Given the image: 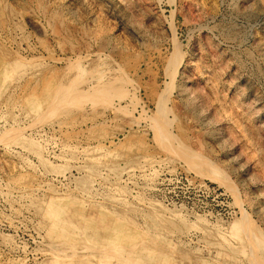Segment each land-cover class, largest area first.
Masks as SVG:
<instances>
[{
  "label": "rangeland",
  "instance_id": "rangeland-1",
  "mask_svg": "<svg viewBox=\"0 0 264 264\" xmlns=\"http://www.w3.org/2000/svg\"><path fill=\"white\" fill-rule=\"evenodd\" d=\"M50 193L89 263L43 253ZM108 229L264 263V0H0V264H122Z\"/></svg>",
  "mask_w": 264,
  "mask_h": 264
},
{
  "label": "bare ground",
  "instance_id": "bare-ground-1",
  "mask_svg": "<svg viewBox=\"0 0 264 264\" xmlns=\"http://www.w3.org/2000/svg\"><path fill=\"white\" fill-rule=\"evenodd\" d=\"M263 11V10H262ZM240 17V16H239ZM228 36V35H227ZM226 36V37H227ZM232 41V40H231ZM238 41V40H237ZM77 69H78V71H81V70H79V69H81V68H78L77 67ZM84 74V73H83ZM97 83V82H96ZM95 84V83H94ZM100 86V85H99ZM168 136V135H167ZM169 140V139H168ZM170 141V140H169ZM172 141V140H171ZM193 158V157H192ZM197 158V157H196ZM215 170V169H214ZM211 171H212V169H211ZM217 174H218V172H216ZM213 174H215V173H213ZM216 176V175H215ZM211 177V176H210ZM216 177H218V176H216ZM30 191H32V189L31 188H29V189H27V190H24L23 192L24 193H27V192H30ZM29 194V193H28ZM63 195H65L64 193H62ZM61 194V195H62ZM50 195V197L52 198H50L51 200H50V202L49 203H46V206L44 207V209L42 210V215H43V218H45L46 219V222H47V228H46V233H47V237L49 236V237H51L52 239H54V240H60V241H62V245L65 247L63 250H61L60 252H55V253H53L52 251H49V250H47V251H44L43 253L45 254H47V255H50L51 256V258H53V259H55L56 261H62L63 263H66V259L67 258H69L70 256H72L73 258H77V260L79 259V260H81V262L82 261H85V263H89L90 262V259H92V258H96L97 256L94 254L95 252H93V251H91V249H89V248H87L86 249V247H84L85 248V250H84V253H83V251H82V253L83 254H77V253H75L74 252V248L75 247H73V246H75V245H73V243H71V242H69V240L71 239V238H69V237H72V235L73 234H70V229H72V225H69V221H68V219H66L65 218V216H64V212H63V209H62V207H60L58 204H59V202L57 203V201H60L61 199H60V197H57V196H55V195H57V194H53V193H50L49 194ZM60 195V194H59ZM58 195V196H59ZM63 198H64V196H62ZM101 222V221H100ZM111 225H113V224H111ZM76 229V227H73V229ZM110 228V227H109ZM84 232V231H83ZM113 232H117L116 230L114 231V230H112V229H108V233H107V235H106V237H104L105 239H103L104 240V245H103V249H101V252H103V253H109V252H112V251H115V248L117 249V252L118 251H120L121 250V252H120V255L121 256H119L120 258H121V262H122V264H137L136 263V260L135 259H131V260H129V258H127V255H125V254H128L127 252L126 253H124V248L122 249V246L120 245V244H118V243H116V241H115V238H114V233ZM74 233V232H73ZM79 233V232H78ZM120 234V233H119ZM83 235V234H82ZM84 236V235H83ZM122 236V235H121ZM85 237V236H84ZM52 239H51V241H52ZM80 239V238H79ZM86 239V238H85ZM117 239V238H116ZM48 240V239H47ZM66 241H68V243L66 242ZM80 241H82V240H80ZM121 241V240H120ZM123 241V240H122ZM253 241V240H252ZM132 242V241H131ZM49 243V242H48ZM55 243V242H54ZM57 243V242H56ZM253 243H254V241H253ZM51 244V243H50ZM87 244H88V242H87ZM101 244V243H100ZM119 245H120V247H119ZM123 245V244H122ZM101 246V245H100ZM93 247V246H92ZM133 247V246H132ZM98 248V247H97ZM101 248H102V246H101ZM50 249V248H49ZM89 249V250H88ZM129 249V248H128ZM140 251V250H139ZM123 252V253H122ZM132 252V251H131ZM70 255H68V254ZM118 254V253H117ZM133 254V253H132ZM148 258H149V262H150V260L152 259L153 260V258L155 257V256H157V255H159L158 253L157 254H155V252H148ZM68 255V256H67ZM109 255H111V254H109ZM103 256V255H102ZM118 256V255H117ZM259 256V255H258ZM258 256H256V260H255V263L256 264H262V262H259V257ZM71 257V258H72ZM105 258H106V260L105 261H100V262H98L97 261V263L96 264H108V260L110 259V257H108V256H104ZM129 257H131V255L129 256ZM119 258V259H120ZM50 259V258H49ZM52 260V259H51ZM76 260V259H75ZM78 260V261H79ZM155 260H157V259H155ZM55 261V262H56ZM65 261V262H64ZM68 261V260H67ZM116 261V260H115ZM138 262V261H137ZM156 262V261H155ZM59 263V262H58ZM61 264V263H60ZM121 264V263H120ZM156 264V263H155ZM264 264V263H263Z\"/></svg>",
  "mask_w": 264,
  "mask_h": 264
}]
</instances>
